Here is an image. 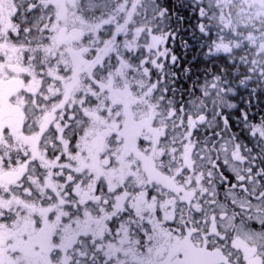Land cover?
<instances>
[{
    "label": "snow or ice",
    "instance_id": "6c2138e0",
    "mask_svg": "<svg viewBox=\"0 0 264 264\" xmlns=\"http://www.w3.org/2000/svg\"><path fill=\"white\" fill-rule=\"evenodd\" d=\"M0 264H264V0H0Z\"/></svg>",
    "mask_w": 264,
    "mask_h": 264
}]
</instances>
